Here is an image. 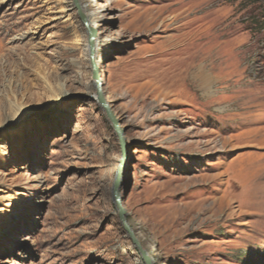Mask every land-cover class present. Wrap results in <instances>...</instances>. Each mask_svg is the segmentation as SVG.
I'll use <instances>...</instances> for the list:
<instances>
[{
	"label": "rangeland",
	"instance_id": "374dc122",
	"mask_svg": "<svg viewBox=\"0 0 264 264\" xmlns=\"http://www.w3.org/2000/svg\"><path fill=\"white\" fill-rule=\"evenodd\" d=\"M79 3L124 142L74 1L0 0V264H144L119 166L155 264H264V0Z\"/></svg>",
	"mask_w": 264,
	"mask_h": 264
},
{
	"label": "water",
	"instance_id": "95a60500",
	"mask_svg": "<svg viewBox=\"0 0 264 264\" xmlns=\"http://www.w3.org/2000/svg\"><path fill=\"white\" fill-rule=\"evenodd\" d=\"M73 1H74L76 9L78 11V15H79L87 33H88V42H89V46H90L89 60H90V65H91V69H92V78H93L94 83H95L97 101H98L99 105L101 106V108L103 109V111L105 112L107 118L111 122L113 129H114L115 133L117 134V137H118L120 144L123 145L124 141H123V137H122V129L119 126V123H118L117 119L115 118V115L113 114V112L110 108V105L107 103L106 97H105V94L103 91L104 85H103V82L101 80L99 66L97 65L95 48H94V43H93V39L95 37L96 31L90 27L87 18L85 17L84 13L81 10L79 0H73ZM119 177H120V166L117 169V172H116V175L114 178V182L112 185V190H111L112 199H113V202L116 206V209L118 212V217L121 220V222L125 228V231L129 235V237L131 238L133 244L140 251L145 264H150L149 254L143 250L139 240L135 236V233L131 229V227H130L127 219H126L125 210L123 208V199L119 193V185H120Z\"/></svg>",
	"mask_w": 264,
	"mask_h": 264
},
{
	"label": "bare ground",
	"instance_id": "6f19581e",
	"mask_svg": "<svg viewBox=\"0 0 264 264\" xmlns=\"http://www.w3.org/2000/svg\"><path fill=\"white\" fill-rule=\"evenodd\" d=\"M81 1H87V0H81ZM82 9V12L84 13L85 17L87 18L89 25L91 28H93L94 30L96 29V25L98 23L97 18L95 19H91L88 11H87V6L84 5V3L82 4V6H80ZM107 7L106 2H100L99 3V7H98V11L100 13L104 12L105 9ZM88 34V33H87ZM103 34L102 30H98L97 33L95 34V37L93 39V43H94V48H95V54H96V61H97V57H98V52L100 49V45L101 43L104 41L101 36ZM191 46H196V44L192 43ZM87 50L88 52L90 51V46H89V42L87 45ZM198 61H202V60H198ZM198 61H194L192 63V65H188L187 69L185 70V74H187V76H191L193 78V80H197L200 84H203L206 88V94L208 95H213L214 91H212V85L214 83V80L211 73L208 71L207 68H205V65L199 64L200 62ZM197 64H196V63ZM98 65V64H97ZM193 66V67H192ZM100 75H101V71H100ZM203 89V88H202ZM107 102L110 101V97H107ZM109 104V103H108ZM27 112L24 109H21L15 116L14 119V123L18 124V123H22L26 117ZM126 215V212H125ZM149 261L150 264H155V258L153 256L149 257ZM145 264V262H144Z\"/></svg>",
	"mask_w": 264,
	"mask_h": 264
}]
</instances>
